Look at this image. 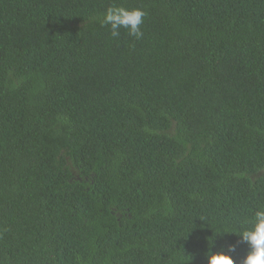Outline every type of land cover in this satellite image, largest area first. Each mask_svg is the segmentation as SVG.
<instances>
[{
    "label": "trees",
    "instance_id": "obj_1",
    "mask_svg": "<svg viewBox=\"0 0 264 264\" xmlns=\"http://www.w3.org/2000/svg\"><path fill=\"white\" fill-rule=\"evenodd\" d=\"M110 2L0 0V264H207L264 206V0Z\"/></svg>",
    "mask_w": 264,
    "mask_h": 264
},
{
    "label": "clouds",
    "instance_id": "obj_2",
    "mask_svg": "<svg viewBox=\"0 0 264 264\" xmlns=\"http://www.w3.org/2000/svg\"><path fill=\"white\" fill-rule=\"evenodd\" d=\"M147 12L140 7H128L120 0H111L103 13L94 17L102 27L109 30L111 37L119 38L121 30L137 40L143 37L142 26ZM216 234H234L236 242H226L220 250L209 247L205 252L207 264H264V206H259L251 217H245L237 227L219 230ZM208 243L214 246L215 241L208 237ZM245 246V253L237 257V249Z\"/></svg>",
    "mask_w": 264,
    "mask_h": 264
}]
</instances>
